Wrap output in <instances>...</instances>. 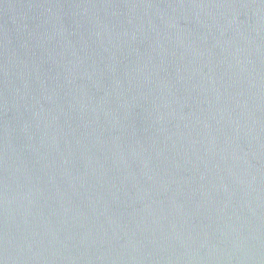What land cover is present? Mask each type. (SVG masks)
<instances>
[{
  "label": "water",
  "instance_id": "95a60500",
  "mask_svg": "<svg viewBox=\"0 0 264 264\" xmlns=\"http://www.w3.org/2000/svg\"><path fill=\"white\" fill-rule=\"evenodd\" d=\"M0 264H264V0H0Z\"/></svg>",
  "mask_w": 264,
  "mask_h": 264
}]
</instances>
